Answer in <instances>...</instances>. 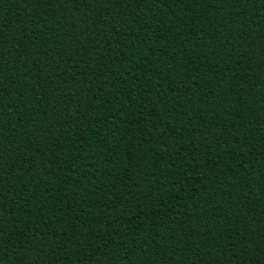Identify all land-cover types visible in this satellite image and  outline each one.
Wrapping results in <instances>:
<instances>
[{"label": "trees", "instance_id": "trees-1", "mask_svg": "<svg viewBox=\"0 0 264 264\" xmlns=\"http://www.w3.org/2000/svg\"><path fill=\"white\" fill-rule=\"evenodd\" d=\"M0 264H264V0H0Z\"/></svg>", "mask_w": 264, "mask_h": 264}]
</instances>
